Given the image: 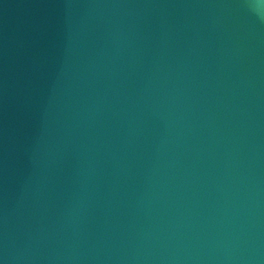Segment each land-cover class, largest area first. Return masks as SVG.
<instances>
[{"label": "water", "instance_id": "1", "mask_svg": "<svg viewBox=\"0 0 264 264\" xmlns=\"http://www.w3.org/2000/svg\"><path fill=\"white\" fill-rule=\"evenodd\" d=\"M0 264H264V0H0Z\"/></svg>", "mask_w": 264, "mask_h": 264}]
</instances>
